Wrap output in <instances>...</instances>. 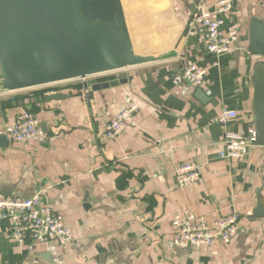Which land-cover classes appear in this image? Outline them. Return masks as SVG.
<instances>
[{
    "label": "crops",
    "instance_id": "1",
    "mask_svg": "<svg viewBox=\"0 0 264 264\" xmlns=\"http://www.w3.org/2000/svg\"><path fill=\"white\" fill-rule=\"evenodd\" d=\"M216 1L149 3L138 52L172 53L171 60L3 95L0 138L23 112L45 130L21 143L0 142V193L42 195L71 239L20 246L0 227V264H264V217L249 218L259 202L264 208V148L233 162L218 159L224 128L214 122L226 108L237 113L228 130L245 136L252 128L250 75L258 57L248 54L249 31L252 20L264 23V0H233L225 23L235 26L238 41L220 57L205 49L194 17ZM189 66L205 71L201 86H174L171 77ZM119 80L126 83L90 90ZM51 90L65 98L45 102ZM130 103L135 116L106 138L108 121ZM182 164L197 165L199 177L178 184ZM184 212L208 225L237 214L238 232L228 244L177 247L171 220Z\"/></svg>",
    "mask_w": 264,
    "mask_h": 264
},
{
    "label": "water",
    "instance_id": "2",
    "mask_svg": "<svg viewBox=\"0 0 264 264\" xmlns=\"http://www.w3.org/2000/svg\"><path fill=\"white\" fill-rule=\"evenodd\" d=\"M248 54L258 57L250 75L251 121L254 145L264 148V23L260 20L251 21ZM173 58L172 53L138 52L122 0H0V95L84 81ZM124 83L104 82L90 90ZM83 89L87 91L88 85ZM196 92L201 96L199 89ZM64 98L53 93L44 101ZM40 128L44 132V125ZM0 142L4 145L7 137ZM263 217L259 202L249 218Z\"/></svg>",
    "mask_w": 264,
    "mask_h": 264
},
{
    "label": "built area",
    "instance_id": "3",
    "mask_svg": "<svg viewBox=\"0 0 264 264\" xmlns=\"http://www.w3.org/2000/svg\"><path fill=\"white\" fill-rule=\"evenodd\" d=\"M233 9V0H217L211 12L195 15L203 28L205 49L215 56L232 52L238 41V33L233 25H226L225 16ZM205 71L189 66L171 77L174 86L188 85L193 88L201 86ZM53 94V90L49 92ZM3 95H0V103ZM137 105L130 103L120 110L105 126L104 136L114 139L124 128L125 123L137 113ZM237 117L234 110L223 108L214 122L224 128L223 150L218 159L233 162L243 158L254 145L255 133L252 128L245 136L227 129V125ZM3 134L12 142L21 143L30 138L42 135L38 121L30 112L20 114L13 124L5 125ZM176 180L182 185L195 180L200 175V168L195 164H182L177 167ZM239 217L237 214L225 216L208 225L203 218L190 212L175 215L171 226L175 231L172 243L177 247L210 246L215 241L223 244L231 242L238 232ZM0 227L6 237L23 246L28 241H55L66 244L70 241V232L64 226L60 215L53 212L43 200L35 194L29 199H18L0 193Z\"/></svg>",
    "mask_w": 264,
    "mask_h": 264
},
{
    "label": "rangeland",
    "instance_id": "4",
    "mask_svg": "<svg viewBox=\"0 0 264 264\" xmlns=\"http://www.w3.org/2000/svg\"><path fill=\"white\" fill-rule=\"evenodd\" d=\"M122 1L124 3L128 22L130 24L132 39L135 42V44L138 45L139 40L146 41V37L144 34H142V29L140 25H144V23L145 24L148 23L145 22L146 20H149L148 6L149 3L152 2L153 0H122ZM46 88H50V87H46Z\"/></svg>",
    "mask_w": 264,
    "mask_h": 264
}]
</instances>
